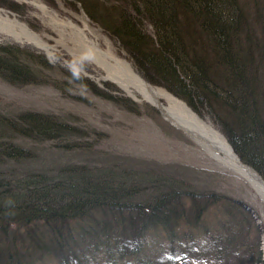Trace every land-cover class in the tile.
Segmentation results:
<instances>
[{"label":"trees","instance_id":"obj_1","mask_svg":"<svg viewBox=\"0 0 264 264\" xmlns=\"http://www.w3.org/2000/svg\"><path fill=\"white\" fill-rule=\"evenodd\" d=\"M78 1L120 40L153 84L167 88L197 112L208 107L235 151L264 178V36L253 34L261 23L264 29L263 0H256L252 20L241 0H107L108 5ZM146 24L153 27L155 37ZM32 64L47 66L41 56L18 48L0 49V75L10 84L36 83ZM78 132L46 114L23 113L18 119L0 114V210L8 215L0 214V264H104L101 257L109 264H140L142 251H155L138 229L117 226L126 210L137 224H149L148 219L138 221L136 213L142 208L127 206L124 198L136 185L137 174L127 173L131 186L123 182L115 190L109 180L85 177L88 166H68L54 174L19 173L9 167L33 158L20 153L28 151L18 144L19 136L34 144H55L79 136ZM91 181L105 182L112 199L95 202ZM180 191L170 196H177V203L186 200L203 216L209 202L215 208L223 202L221 195L214 194L217 200L212 201L200 192L188 191L192 197ZM224 201L240 211L236 200ZM194 220L201 223L200 218ZM254 227L252 222L243 228L253 235Z\"/></svg>","mask_w":264,"mask_h":264},{"label":"rangeland","instance_id":"obj_2","mask_svg":"<svg viewBox=\"0 0 264 264\" xmlns=\"http://www.w3.org/2000/svg\"><path fill=\"white\" fill-rule=\"evenodd\" d=\"M40 1L56 11L62 20H71L81 28L85 27L80 10L69 0ZM241 1L252 20L256 0ZM97 3L109 4L107 0H98ZM0 9L17 15L22 23L58 50L56 61H53L29 47L4 42L0 35V49L18 48L24 53L41 56L47 62V66L32 64L37 75L36 83L13 85L0 75V114L18 119L23 113L36 112L79 129V136L55 141V144H34L19 136L18 144L28 151V154L20 153L33 155V158L21 165L11 163V169H17L19 173L27 170L54 174L68 166H88V174H83L85 177L109 180L115 190H119V184L123 182L131 186L127 173L132 172V177L137 174L136 185L124 198L127 206L142 208L136 213L140 217L138 221L144 223L148 219L149 224L147 227L137 224V219L126 210L117 226L138 229L150 241L148 247L155 251H142L140 264H264V201L254 186L234 171L223 168L155 109L136 102L111 82L94 80L97 75L94 69L66 55L67 48L74 45L69 33L61 37L47 28L36 16L39 11L34 6L16 0H0ZM260 11L261 22H264V9ZM258 26L253 34L261 38L264 29L262 23ZM145 27L153 35L149 26ZM88 29L93 34L90 38L95 39V36L103 48L109 42L117 55L126 59L116 36L107 29L99 30L94 24H88ZM23 58L22 61L27 63ZM128 61L135 63L131 56ZM208 110V107H202L194 112L201 118H210L221 129L215 121L216 116L209 114ZM70 143L76 146L71 149ZM114 172L119 175L115 177ZM94 184L89 185L95 194V202L112 199V191L105 182ZM175 190H182L180 193L200 192L210 196L212 201L217 200L215 195H221L223 202L219 201L222 204L216 208L209 202L207 216H203L189 207L186 200L177 203L178 197L170 196ZM190 195L194 197V194ZM224 197L239 202L240 211L226 204ZM165 202L167 205L158 206V203ZM0 214L8 216L1 210ZM194 218H200L201 223L194 222ZM220 221L228 222L229 226ZM252 222L255 225L253 235H247L243 227ZM102 258L104 264H109L105 257L100 258V263Z\"/></svg>","mask_w":264,"mask_h":264},{"label":"bare ground","instance_id":"obj_3","mask_svg":"<svg viewBox=\"0 0 264 264\" xmlns=\"http://www.w3.org/2000/svg\"><path fill=\"white\" fill-rule=\"evenodd\" d=\"M16 1L26 2L34 6L39 11L36 16L47 28L54 30L61 36L69 33L74 45L67 48L66 55L94 69L97 73L95 75L96 81H109L115 84L122 92L137 102H148L155 107L163 104L166 106L167 113H181L185 119L187 131L194 142L223 168L234 171L237 175L247 180L254 186V189L264 201L263 185L240 167L238 159L227 141V137L210 118H200L184 102L163 88L153 87L159 101H151L148 89H151L152 86L149 85L135 65L129 62L127 57H125L126 59L120 58L109 42L107 47L104 46L103 48L95 36V39L90 38L93 34L85 22V27L81 28L71 20H62L40 0ZM0 35L4 42L29 47L46 54L51 60L56 61L57 48L55 46H50L41 35L31 31L25 23L18 19L17 15H12L4 10H0Z\"/></svg>","mask_w":264,"mask_h":264},{"label":"water","instance_id":"obj_4","mask_svg":"<svg viewBox=\"0 0 264 264\" xmlns=\"http://www.w3.org/2000/svg\"><path fill=\"white\" fill-rule=\"evenodd\" d=\"M70 1H73V0H70ZM77 5H78V7H79V9H80V11H81L84 19H87V16L85 15V13H84L81 5L78 4V3H77ZM149 92H150L149 95L152 98V101L153 100H157V95L154 92V90L153 89H150ZM163 110H164V116L165 117L166 116L168 117V118L166 117L167 119H169L173 124H175L178 128L184 130L185 133H187L189 135V132L187 131V128H186V125H185V119H184V117L180 113L173 112V113H170L169 114V113H167L166 109H163ZM240 165H241V168L246 173H248L251 176H253L254 178H256L263 185V187H264V181H263V179L259 176V174L254 169H252L251 167H249V166H247L245 164H242V163Z\"/></svg>","mask_w":264,"mask_h":264}]
</instances>
